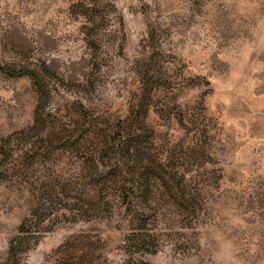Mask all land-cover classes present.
<instances>
[{"label":"rangeland","instance_id":"374dc122","mask_svg":"<svg viewBox=\"0 0 264 264\" xmlns=\"http://www.w3.org/2000/svg\"><path fill=\"white\" fill-rule=\"evenodd\" d=\"M0 65V264H264V0H0Z\"/></svg>","mask_w":264,"mask_h":264},{"label":"trees","instance_id":"16d2710c","mask_svg":"<svg viewBox=\"0 0 264 264\" xmlns=\"http://www.w3.org/2000/svg\"><path fill=\"white\" fill-rule=\"evenodd\" d=\"M0 69L5 70L3 67H1L0 65ZM24 73H26V71H23ZM44 72H48L50 73L48 70H45ZM27 73L29 74L31 80H32V85L38 95V104L36 105L35 109H34V123H37L41 120V116L42 114H44V106H43V102L46 101L49 91L47 89V83H46V78L45 75L41 74L39 71H35V70H30L27 71ZM7 137L6 138H2L0 140V148L1 146L6 143L7 141Z\"/></svg>","mask_w":264,"mask_h":264}]
</instances>
